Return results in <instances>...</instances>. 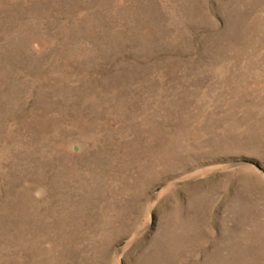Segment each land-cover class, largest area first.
<instances>
[{"label":"rangeland","instance_id":"374dc122","mask_svg":"<svg viewBox=\"0 0 264 264\" xmlns=\"http://www.w3.org/2000/svg\"><path fill=\"white\" fill-rule=\"evenodd\" d=\"M0 264H264V0H0Z\"/></svg>","mask_w":264,"mask_h":264}]
</instances>
